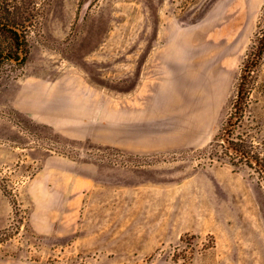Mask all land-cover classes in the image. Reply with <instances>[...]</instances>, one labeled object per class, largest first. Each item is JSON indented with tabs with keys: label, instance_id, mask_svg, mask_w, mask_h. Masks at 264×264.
I'll return each mask as SVG.
<instances>
[{
	"label": "rangeland",
	"instance_id": "374dc122",
	"mask_svg": "<svg viewBox=\"0 0 264 264\" xmlns=\"http://www.w3.org/2000/svg\"><path fill=\"white\" fill-rule=\"evenodd\" d=\"M20 2L37 16L29 54L2 64L0 92L45 84L70 113L85 109L88 130L69 144L33 136L8 104L0 117L33 146L96 160L103 176L78 231L48 238L21 198L34 171L13 179L0 164V264H264V178L220 147L212 155L247 67L239 129L264 142V0Z\"/></svg>",
	"mask_w": 264,
	"mask_h": 264
},
{
	"label": "crops",
	"instance_id": "0c3cea01",
	"mask_svg": "<svg viewBox=\"0 0 264 264\" xmlns=\"http://www.w3.org/2000/svg\"><path fill=\"white\" fill-rule=\"evenodd\" d=\"M22 88L14 85L0 92V104H8L22 126L32 128L33 136L69 144L83 139L88 129L82 106L78 114H72L68 103L61 101L63 94L46 93L45 84L30 91ZM47 97L51 99L48 102ZM31 137L12 121L0 117V139H11L21 146H0V164L9 163L13 179L34 171L21 194L30 208L32 229L48 238L69 236L78 231L84 202L102 180V166L92 158L58 155L33 146ZM8 215L9 204L0 190V229L7 224Z\"/></svg>",
	"mask_w": 264,
	"mask_h": 264
},
{
	"label": "trees",
	"instance_id": "16d2710c",
	"mask_svg": "<svg viewBox=\"0 0 264 264\" xmlns=\"http://www.w3.org/2000/svg\"><path fill=\"white\" fill-rule=\"evenodd\" d=\"M20 1L0 0V67L5 61L23 64L29 54V27L37 16L32 12V15L27 16L26 10H21ZM252 77L253 71L245 68L229 116L223 122L220 133L214 138L215 144L212 143L215 145L212 155L218 154L219 150L215 152V149L220 147L222 153L232 161H245L264 178V142L255 144L254 140L245 137V133L239 129L252 103Z\"/></svg>",
	"mask_w": 264,
	"mask_h": 264
}]
</instances>
